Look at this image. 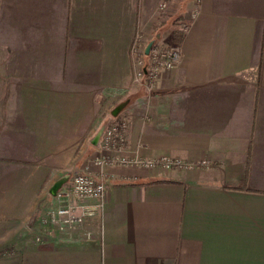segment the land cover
I'll return each instance as SVG.
<instances>
[{
    "label": "crops",
    "instance_id": "crops-1",
    "mask_svg": "<svg viewBox=\"0 0 264 264\" xmlns=\"http://www.w3.org/2000/svg\"><path fill=\"white\" fill-rule=\"evenodd\" d=\"M162 1L0 0V264H264V0ZM138 32L181 48L151 95ZM10 64L27 90H5ZM103 106L143 158L209 165L106 166L97 215L38 241L53 184L100 172Z\"/></svg>",
    "mask_w": 264,
    "mask_h": 264
},
{
    "label": "built area",
    "instance_id": "built-area-1",
    "mask_svg": "<svg viewBox=\"0 0 264 264\" xmlns=\"http://www.w3.org/2000/svg\"><path fill=\"white\" fill-rule=\"evenodd\" d=\"M168 2L169 0H163L160 3L162 12L163 8L167 7ZM197 12L195 10L193 18L196 17ZM137 34L138 36L131 48L133 56L137 57L133 80L136 83L145 82V88L148 94L151 95L159 84L161 72L173 69L179 63L181 48L180 46L160 44L155 41L157 39L145 42L141 32ZM150 42H152V46L149 53L146 54V48ZM139 56L140 58H138ZM112 111L108 120L109 124L92 139L96 154L91 159L90 164L98 167L100 172L93 173L89 168H86L84 171L61 178L64 182L54 195L58 200V205L50 206L47 215L42 219L43 224L47 227L50 226V228L43 229V233L37 235L38 241H41L45 235L55 234L57 230L72 235L73 232L82 227L86 219L97 215L103 206L107 189L108 174L103 170L106 166L120 165L170 169L209 165L208 160L185 162L169 156L143 158L128 146L127 122L121 116V111L116 115ZM89 199L95 200L94 203L84 204V201ZM85 235L91 237V232H86Z\"/></svg>",
    "mask_w": 264,
    "mask_h": 264
},
{
    "label": "rangeland",
    "instance_id": "rangeland-1",
    "mask_svg": "<svg viewBox=\"0 0 264 264\" xmlns=\"http://www.w3.org/2000/svg\"><path fill=\"white\" fill-rule=\"evenodd\" d=\"M160 6H161V4H160ZM159 6V8H161ZM167 8H168V5H167V7H164L163 8V13H164V16L166 17L167 16V14L165 13L166 11H167ZM165 21V20H164ZM137 36H138V34H136L135 35V37H134V40L137 38ZM169 37V36H168ZM180 38H179V36L178 35H176V41H178ZM133 40V41H134ZM153 40V39H152ZM151 40V41H152ZM156 42H158V43H162V44H167L168 46H179V44H173L174 42H171L172 41V39H169V41H162L160 38H159V40L157 39V40H155ZM132 52V51H131ZM2 53L3 52H0V60H1V57H2ZM36 53H38V52H36ZM27 54V51H20V52H4V57L5 58H10L11 59V57L13 56V57H15V56H20V58H22L24 55H26ZM146 54H148L147 52H146ZM132 57H133V72H135V62H136V58L137 57H135V56H133L132 55ZM138 58H140V56L138 57ZM21 69V68H20ZM4 71H5V78H4V83H5V90H7L8 88H7V86H9V90L11 91V90H27V86H28V83L26 82L27 80H26V78H24L23 80V82L22 81H19V73H18V71H19V67H17V68H12L11 67V64L9 65V66H6V67H4ZM13 71H14V74H13ZM20 75H23L24 77H26L25 76V74H24V72H22ZM134 76H135V74H134ZM133 76V77H134ZM20 78H21V76H20ZM14 81H18V84L17 85H15L13 82ZM140 84H142V85H144L145 86V82H141ZM37 87L38 86H36V89H37ZM51 87V85L49 84L48 85V88H50ZM44 88V85H40L39 86V89H43ZM158 88V86L156 87V89ZM156 89L154 90V91H156ZM153 91V92H154ZM5 102H6V104H7V99H5ZM98 111H100V113H99V116L97 117V119H96V122H97V120H99V119H104L105 117H107L106 118V121H105V123H106V125H105V127L109 124V123H107V120L109 119V115H110V113L108 114V112H110L109 110H105L104 109V106L103 107H98ZM105 129V128H104ZM100 131H103V130H100ZM91 152V151H90ZM86 153V157H89L90 156V154H89V152H85ZM91 158H92V155H91ZM85 169H83L82 171H84ZM77 173V172H76ZM76 173H74V174H76ZM73 174V175H74Z\"/></svg>",
    "mask_w": 264,
    "mask_h": 264
},
{
    "label": "water",
    "instance_id": "water-1",
    "mask_svg": "<svg viewBox=\"0 0 264 264\" xmlns=\"http://www.w3.org/2000/svg\"><path fill=\"white\" fill-rule=\"evenodd\" d=\"M151 46H152V42H150V43L148 44L147 48H146V52H147V53H149ZM121 109H122V106H116V107L113 109L112 112H113L114 115H116V114H118V113L121 111ZM63 182H64V180H63V179H60V180H58L57 182H55V183L53 184V186H52V188H51V193H52L53 195L56 194L57 190L61 187V185H62Z\"/></svg>",
    "mask_w": 264,
    "mask_h": 264
},
{
    "label": "trees",
    "instance_id": "trees-1",
    "mask_svg": "<svg viewBox=\"0 0 264 264\" xmlns=\"http://www.w3.org/2000/svg\"><path fill=\"white\" fill-rule=\"evenodd\" d=\"M181 40H182V36H181V38L178 40V42L180 43V42H181Z\"/></svg>",
    "mask_w": 264,
    "mask_h": 264
}]
</instances>
